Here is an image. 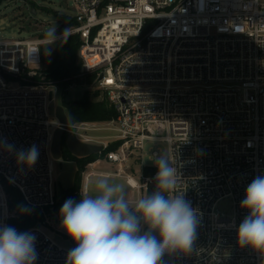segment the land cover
Masks as SVG:
<instances>
[{
	"label": "built area",
	"instance_id": "2783aa9c",
	"mask_svg": "<svg viewBox=\"0 0 264 264\" xmlns=\"http://www.w3.org/2000/svg\"><path fill=\"white\" fill-rule=\"evenodd\" d=\"M73 4L76 23L68 34L80 38V72L95 75L91 87L107 97L115 117L104 125L68 118L64 137L89 138L88 131L112 123L121 143L104 158L116 161L118 171L130 157L141 159L147 142L150 157L163 153L156 145L164 142V151L182 164L177 193L201 213L193 252L169 255L171 264H261L258 253L239 247L236 229L248 214L240 207L247 186L264 175V0ZM45 41L0 38V141L39 149L31 168L0 150V223L7 225L13 214L6 184L29 206L56 201L51 142L59 120L49 89L55 84L33 80ZM156 172L141 174L140 183L130 175L126 181L147 188ZM91 173L84 175V189ZM225 199L228 213L217 207ZM45 222L22 231L36 237L35 264H66L73 246L59 243Z\"/></svg>",
	"mask_w": 264,
	"mask_h": 264
},
{
	"label": "clouds",
	"instance_id": "9594fccd",
	"mask_svg": "<svg viewBox=\"0 0 264 264\" xmlns=\"http://www.w3.org/2000/svg\"><path fill=\"white\" fill-rule=\"evenodd\" d=\"M68 33L67 28L57 33L56 26L47 31L49 55L55 45L66 42ZM0 150L14 153L17 163L28 168L39 158L36 145L16 150L0 141ZM150 159L157 168L155 189L134 202L125 185L103 176L81 189L78 201L65 200L59 211L60 227L76 245L66 264H161L166 253L193 252L201 213L184 192L177 193L182 164L166 151ZM240 207L248 214L236 229L237 244L258 253L264 264V175L247 186ZM18 208L21 213L31 211L24 205ZM37 259L34 234L0 223V264H35Z\"/></svg>",
	"mask_w": 264,
	"mask_h": 264
},
{
	"label": "rangeland",
	"instance_id": "374dc122",
	"mask_svg": "<svg viewBox=\"0 0 264 264\" xmlns=\"http://www.w3.org/2000/svg\"><path fill=\"white\" fill-rule=\"evenodd\" d=\"M76 14V9L73 4V0H2L0 2V38H40L46 39V33L53 26H56V30L59 29V18L61 15L73 16ZM70 30V28H68ZM63 31L59 32L62 33ZM42 34V35H39ZM69 35V34H67ZM47 41L41 45V52L43 55L42 64L39 66V72L44 73L47 67V62L51 58V54L45 50ZM52 52V51H51ZM38 67V66H36ZM39 73V74H40ZM35 75L36 81H40L41 75ZM94 75L93 73H83V77ZM95 76V75H94ZM33 78V80H34ZM37 83V82H36ZM95 84V77L91 83L84 81L83 84L75 85L68 88L65 92L63 88H59L55 85L52 88V101L51 111L55 109L57 104L62 102L63 94L66 101H72L79 98L85 90H97L91 87ZM67 112V109L65 108ZM98 124H106L101 122ZM91 137H80L81 140L101 144L106 147L107 144L113 140L117 131L114 129V125L109 123L108 127H100L92 131ZM152 145L151 142H147L144 147V153L141 159H137L134 156L130 157L123 163L122 171H118L119 165L116 161H108L104 157L97 158L94 162H89L81 176V189H84V175L87 171H104L108 172L107 175L91 173L88 176L87 188L90 182L96 180L98 177H108L113 182L121 183L125 185L128 191V198L134 202L143 195L150 194L155 189V182L153 181L147 188H135L130 186L127 181V175H130L137 182H142L141 178L142 168L144 166H154L153 161L150 159L147 153L148 148ZM163 152L165 150V143H157L156 145ZM78 169V163L75 159L66 158L64 154L60 158H53V188L57 198H60L62 191L67 187L74 184L75 175ZM218 209L226 213L229 212V201L227 199L219 202ZM44 229L52 235L59 243L66 246L72 245V239L68 237L65 231L60 227V217L56 214L48 216L45 220ZM161 264H171L169 254H165L162 257Z\"/></svg>",
	"mask_w": 264,
	"mask_h": 264
},
{
	"label": "trees",
	"instance_id": "16d2710c",
	"mask_svg": "<svg viewBox=\"0 0 264 264\" xmlns=\"http://www.w3.org/2000/svg\"><path fill=\"white\" fill-rule=\"evenodd\" d=\"M1 1L2 0H0V2ZM75 23L76 21L73 17L61 15L59 18V29L57 33L63 31L65 28H71ZM79 44V35L72 33L67 35L66 42H60L53 47L51 58L47 62L44 76L41 77L45 83L55 84L59 88H63L65 92L72 86L83 84L84 81L88 83L93 81L95 77L94 75L84 78L83 74L80 72L78 64ZM36 79L38 78L35 77L34 81H36ZM61 104L67 109L66 113L70 121L105 122L110 121L115 117L114 107L106 96L99 98V90H85L79 98L72 101H66L63 94ZM120 143V139H113L106 147H103L100 152L82 157L72 155L63 147L62 154H64L66 158L75 159L78 163V169L75 175L74 184L63 190L61 197H56L55 204L51 207L41 209L27 205L23 201L19 190L6 184L5 190L8 195L9 210L13 214L8 219V225L15 227L18 231L22 232L26 228L46 220L47 217L52 214L59 216L60 208L65 200L68 198H73L77 201L81 199V176L87 163L98 157H104L106 152L116 149ZM156 169L155 166H144L142 168V174L151 175ZM19 205L27 206L31 211L28 213H21L18 208ZM72 246H76L73 240Z\"/></svg>",
	"mask_w": 264,
	"mask_h": 264
},
{
	"label": "water",
	"instance_id": "95a60500",
	"mask_svg": "<svg viewBox=\"0 0 264 264\" xmlns=\"http://www.w3.org/2000/svg\"><path fill=\"white\" fill-rule=\"evenodd\" d=\"M55 115L59 120V125L54 130L51 142V152L55 159L61 157L63 147L77 157L98 153L102 150L103 146L101 144L79 140L72 134L64 137L63 128L68 122V116L65 107L61 103L55 106Z\"/></svg>",
	"mask_w": 264,
	"mask_h": 264
},
{
	"label": "crops",
	"instance_id": "0c3cea01",
	"mask_svg": "<svg viewBox=\"0 0 264 264\" xmlns=\"http://www.w3.org/2000/svg\"><path fill=\"white\" fill-rule=\"evenodd\" d=\"M98 158H99V157H98ZM102 158H103V157H102ZM96 159H97V158H96ZM96 159H95V160H96ZM95 160L91 161V163L94 162ZM87 164H88V163H87ZM87 172H90V171H87ZM87 172H86V173H87ZM92 172H93V171H92ZM94 173H95V172H94ZM96 173L99 174V173H107V172H104V171H97Z\"/></svg>",
	"mask_w": 264,
	"mask_h": 264
},
{
	"label": "bare ground",
	"instance_id": "6f19581e",
	"mask_svg": "<svg viewBox=\"0 0 264 264\" xmlns=\"http://www.w3.org/2000/svg\"><path fill=\"white\" fill-rule=\"evenodd\" d=\"M132 181H133V179H132Z\"/></svg>",
	"mask_w": 264,
	"mask_h": 264
}]
</instances>
